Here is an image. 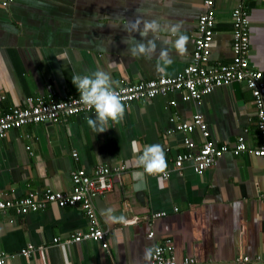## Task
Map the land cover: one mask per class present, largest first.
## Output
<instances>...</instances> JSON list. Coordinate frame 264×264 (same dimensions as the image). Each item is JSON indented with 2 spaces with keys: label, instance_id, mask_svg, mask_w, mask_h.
<instances>
[{
  "label": "crops",
  "instance_id": "0c3cea01",
  "mask_svg": "<svg viewBox=\"0 0 264 264\" xmlns=\"http://www.w3.org/2000/svg\"><path fill=\"white\" fill-rule=\"evenodd\" d=\"M202 1L13 0L6 8L0 5V114L26 106L27 98L76 96L72 77L98 69L109 72L116 87L161 76L155 71V56L133 57L122 43L127 37L141 39L125 31L137 18L182 25L189 37L185 56L157 41L158 51L168 47L173 60L166 76H175L189 62ZM236 5L237 0H213L211 63L230 62V12ZM243 8L248 65L261 72L264 81V0H249ZM169 101L175 105L169 106ZM125 108L124 120L109 122L103 133L89 128L86 117L95 118L90 114L25 125L0 139V200L46 188L68 193L73 169L90 173L98 164L126 167L113 178L111 190L95 201L98 223L107 231V249L91 241L68 243L71 234L86 229L83 212L49 205L33 213L8 211L0 216L3 264H142L147 262L145 249L165 240L172 242L178 262L193 258L195 264H235L246 256L248 264H264V158L247 151L238 156L226 153L198 176L188 164L172 168L174 156L184 151L185 135L166 134L172 128L171 117L188 121L198 113L216 145L242 138L247 149L256 148L255 108L245 87H219L198 103L172 93ZM187 136L194 143L201 141L196 130ZM151 144L162 145L168 177L146 176L138 189L132 177L140 171L135 161L142 147ZM108 209L123 215L127 223L108 222ZM158 213L164 215L152 218ZM53 238H58L57 244H52ZM26 244L44 249L25 260L17 253Z\"/></svg>",
  "mask_w": 264,
  "mask_h": 264
},
{
  "label": "built area",
  "instance_id": "2783aa9c",
  "mask_svg": "<svg viewBox=\"0 0 264 264\" xmlns=\"http://www.w3.org/2000/svg\"><path fill=\"white\" fill-rule=\"evenodd\" d=\"M13 0H2L3 8ZM249 0H237V5L230 12L231 42L230 62L227 64L211 63L209 60L212 39L214 35V12L213 0H203L201 13L196 20V34L193 39V49L187 65L175 76H158L147 81L135 84H122L116 87L125 106L131 103H139L153 99L156 96H167L177 93L182 101L198 103L200 99L210 94L214 89L230 84H242L250 93L251 102L255 108L256 130L259 137V145L253 149H247L242 138L236 139L233 144L216 145L209 140V132L202 117L198 113L190 116L188 121H179L177 117L169 119L172 128L170 133L180 132L185 136L182 139L183 152L172 159L171 166L180 170L184 164H188L191 172L195 175L202 173L212 166L223 154L232 156L247 151L253 156L264 158V81L261 72L252 69L248 65V19L243 4ZM174 106V101L168 102ZM95 114L94 109L89 110L83 106L76 96L56 100L35 97L27 98L26 106H14L0 114V139L4 138L9 130L18 129L25 125L39 123H56L75 115ZM199 133L201 141L194 143L187 135L193 131ZM72 157H76L72 153ZM136 166V164H135ZM123 164L95 165L90 173L83 169H73L69 173L70 189L68 193L52 191L48 188L41 193H29L23 198H7L0 200V216L12 211L16 215H24L44 209L52 205L57 208L78 207L86 220V229L76 231L70 235L68 243L91 241L99 244L100 248L107 249V231L100 227L94 200L109 192L113 186V178L125 170ZM142 171V169H140ZM162 179L168 177V173L160 174ZM163 213L153 215L152 218L163 216ZM152 233L147 234L151 238ZM58 238L52 239V244H57ZM154 249L150 261L142 264H195L193 258H183L176 261L173 255V245L170 240L151 247ZM41 246L34 247L26 244L17 255L28 260L35 251H42ZM158 249L159 251H155ZM246 256L237 258L235 264H248ZM3 255H0V264H3Z\"/></svg>",
  "mask_w": 264,
  "mask_h": 264
},
{
  "label": "clouds",
  "instance_id": "9594fccd",
  "mask_svg": "<svg viewBox=\"0 0 264 264\" xmlns=\"http://www.w3.org/2000/svg\"><path fill=\"white\" fill-rule=\"evenodd\" d=\"M126 32L137 33L140 40L134 37L122 39V43L128 45V52L133 57H144L151 59L157 58L155 71L161 76H166L167 70L173 63L168 47H161L158 51L157 41H162L164 45H170L178 56L187 54L189 37L182 30L180 23L161 24L159 20H141L139 18L128 22ZM164 33L165 36L160 34ZM72 84L79 92L80 102L89 110L95 112V118L86 117L89 128L96 133H103L109 129V122L119 124L125 118V104L119 91L116 89L114 81L109 72L98 69L90 75H74L71 79ZM135 143V142H134ZM136 167L142 171H135L132 177L137 183L134 185L140 188L146 183V176H157L167 173V160L162 145H144L139 151ZM108 222L113 224L127 223L126 218L112 214L108 209L105 213ZM154 249L147 248L144 252V260L150 261ZM155 251H159L155 249Z\"/></svg>",
  "mask_w": 264,
  "mask_h": 264
},
{
  "label": "water",
  "instance_id": "95a60500",
  "mask_svg": "<svg viewBox=\"0 0 264 264\" xmlns=\"http://www.w3.org/2000/svg\"><path fill=\"white\" fill-rule=\"evenodd\" d=\"M96 199L100 200L101 197H97ZM96 199L94 200V205H95V201H96ZM95 207H96V205H95Z\"/></svg>",
  "mask_w": 264,
  "mask_h": 264
}]
</instances>
